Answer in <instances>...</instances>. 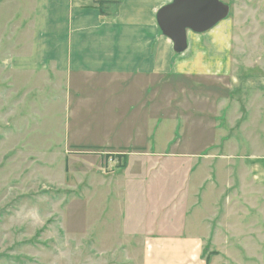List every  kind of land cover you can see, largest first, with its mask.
<instances>
[{
	"label": "rangeland",
	"instance_id": "1",
	"mask_svg": "<svg viewBox=\"0 0 264 264\" xmlns=\"http://www.w3.org/2000/svg\"><path fill=\"white\" fill-rule=\"evenodd\" d=\"M35 2L0 0V264H144L147 238L203 237L205 230L208 232L217 225L216 216H211L209 205L212 202L219 204L221 199L223 207L225 197L235 198L236 193L228 187L240 189L241 164L248 162L251 167V160H246L253 155L264 161V0H221L230 6V15L212 29L210 36L216 43L203 49L216 58L215 71L219 78L213 82L205 80L207 77L200 80L151 81L150 88L152 86L154 90L150 108L153 115L152 137L149 128H145L146 134L141 133L138 138L150 136L152 140L147 148H153V154L161 152L162 144L170 140L164 154L166 151L168 154L189 151L199 152L200 156L198 159H188L181 155H165L163 159L155 156L153 160L129 156L126 160L128 166L131 165L130 173L140 174L138 164L141 167L147 164L148 181L144 191L136 193L134 198L128 193L124 199L117 195L119 191L115 185L112 188L114 192H109V184L102 186V180L108 179L99 176L105 170L111 173L109 169L122 165L125 161L122 157H115L118 160L114 162L109 153L77 152L78 148H72L74 145L102 146H89L88 143L104 141L115 134L120 135L123 130L115 129L105 135L100 131L102 128L97 127V113L93 116L94 121L88 122L91 121L89 114L83 111L76 117H80L83 124L75 127L76 123L72 122V134L67 136L65 117L68 110L64 104V85L57 86L55 80L18 76L5 65V61L25 51L31 37ZM205 67L199 62L194 64L196 71L204 72ZM260 75L263 76L259 78ZM13 78L17 81H13ZM17 83L20 87L26 84L25 88L35 84L36 88L44 91L37 90L32 96H24L22 91L17 95L16 91L10 90L13 87L16 89ZM133 84H123L121 89L133 88ZM101 86L93 85V90H101ZM256 87L263 97H253L258 92L254 90ZM243 88L249 89L252 94L247 97L245 105L240 100L245 94ZM182 89L188 90L189 94L178 98L176 93H181ZM203 89L221 90L227 94L218 92L219 102L214 104V92L202 93L198 97L202 102L194 106L192 99L195 97L190 94ZM85 90L88 93L92 87L86 86ZM72 96L76 97L74 93ZM54 99V103H50ZM244 108L248 110L247 117L241 115ZM127 109L131 122L124 134L120 135L122 139H126L128 134L134 136L135 132L137 135L141 130L138 111L129 110L130 107ZM124 111H117L116 117H121ZM200 111L202 114L198 113ZM107 115L111 117L112 111ZM246 120L253 125L243 127ZM93 123H96L94 127H87ZM175 138H179V142L174 148L170 144ZM127 148L129 153L135 149L140 153L144 152L145 145L136 142V145ZM224 155H233L234 159H221ZM213 158L218 159L215 161ZM261 161L258 160V163ZM155 164H158V168ZM197 165L200 166L198 173H188V169L198 168ZM173 170L185 172V197L192 193L195 185L200 186L198 192L194 190L195 196L190 198L195 202L188 203L189 216L182 225L180 223L186 229L178 228V217L173 222L178 202L182 200V189L178 187V192L170 191L168 197L162 198L164 202L173 200L166 211L158 215V210L153 209L151 233L129 236L126 233L129 227L126 223L128 212L125 206L122 208V200L126 206L135 197L149 203L159 201L166 193H160L155 190L157 187L148 185L157 186L160 184L157 181L159 174L169 176ZM122 171L116 172H119L123 188H128ZM259 176L264 183V170ZM181 179L177 183L168 181L170 188L182 185ZM139 204L142 202L138 201ZM259 205L262 207L259 210L263 211V217H259L261 222L264 221V190L263 195L259 196ZM222 218L218 217L217 221ZM249 224L252 229L255 228L251 219ZM208 242V239L198 241L195 257L198 264H203L197 256ZM211 242L209 253L203 256L211 264H264V234H249L248 240L222 238L211 239ZM180 243L177 242L178 245ZM179 246L175 249L178 250ZM218 250L221 254L215 255L214 251L219 253ZM188 262L185 264H194L191 260Z\"/></svg>",
	"mask_w": 264,
	"mask_h": 264
},
{
	"label": "crops",
	"instance_id": "2",
	"mask_svg": "<svg viewBox=\"0 0 264 264\" xmlns=\"http://www.w3.org/2000/svg\"><path fill=\"white\" fill-rule=\"evenodd\" d=\"M172 1L36 0L31 25V37L25 46V51L23 54H18L16 57L5 61L6 67L18 76L28 79L55 80L57 86L64 85V99L66 98L64 104L66 103L68 110L65 117L67 136H71L72 134L71 131L74 127L72 122L76 123L75 127L83 124L80 117L76 119L83 111L89 114L91 121L88 122H93V116L97 113V122H99V124L96 122L97 127L102 128L100 131H103L105 135L110 134V131H114L115 129H122L123 131L122 133L120 132V135H123L125 129L128 128V124L131 122L128 119L127 108L130 107L129 110L134 109V111H138L137 118L141 119L140 122L142 123H140L141 126L139 128L141 130L138 131L137 135L135 132L134 136L128 134L126 139H122L120 135L115 134L114 136L105 138L104 141L98 140L88 143L89 146L93 144L102 146H72V148H78L76 149L77 152L83 150V152L109 153V156L112 155L111 157H113L114 162H117L118 159L115 158L117 156L125 160L122 165H118L119 167L117 169H109L111 173L107 172V170L103 171L102 169L103 174L99 175L108 179V181L101 179L102 186L109 184V192H114L112 188L115 185L119 191L117 195L121 199H124V197L127 198L128 193L130 197L134 198L133 196L136 193L145 190L148 181L146 174L147 164L142 165V167L141 164H138L141 168L139 170L141 173L137 175L131 174V165L128 166L129 162L126 160L129 159V156H140L148 160H153L155 156H160L163 159L165 155L169 157H178L181 155L182 157H188V159H198L200 156L199 152L189 151H177L180 154H176L175 152L168 154V151H166V154H164L165 147L171 142L170 140L162 144L163 150L158 154L152 153L153 148H147L149 142L152 140L150 136L153 131V115L150 108L152 107L154 90L152 86L150 88L151 81L154 79L161 80V82H167L173 79L200 80L207 77L208 79L205 80H212L211 82H213L220 77L215 71L216 58H213L212 55L210 56V51L203 50L207 45L210 46L216 43L210 36L212 30L205 34L189 32L188 50L179 56L173 49V43L162 34L157 22V14L163 7L171 4ZM202 55L204 56L200 58ZM198 62L206 66L204 72L195 70L194 64L196 65ZM206 68L209 71L206 72ZM211 69L212 71L210 72ZM262 76L260 75L258 77L261 78ZM250 78H244V80H249ZM12 80L14 81L16 78ZM133 82L136 84L134 85ZM130 83L133 84V88L121 89V85L124 84L125 86ZM93 85L103 86L100 87L101 90L99 88L93 90ZM25 86L26 84H23L20 87L19 83H17V88L15 89L13 87L10 90L16 91L17 95L24 91V96L35 95L37 90L44 91L36 88L37 86L35 84L30 88H25ZM86 86L92 87V90H89L88 93L85 90ZM60 90L62 89L60 88ZM254 90L258 91L259 89L256 87ZM205 92L215 93L214 95L216 97L212 99L214 104L219 102L218 92L224 93L221 90L217 91L215 89H203L198 93H191L190 95L195 97L192 99L194 106L202 102L198 97ZM244 92L245 94L240 99L242 100V104L244 103L243 105H245V101L248 99L247 97L252 95L249 93V89H244ZM73 93L76 97L72 96ZM124 94H126V100L123 97ZM188 94V90L185 89H182L181 93H176L178 98H183ZM262 95L258 91L256 92V96L253 94V97L260 98ZM78 96H80L79 99ZM54 101L55 99L50 100V103H54ZM112 101L114 102L112 103ZM123 103H125L124 106ZM182 107L185 108L184 105ZM121 109H125L124 113L121 117H116L117 111ZM111 111L112 116L109 117L107 113ZM113 113H115V117ZM198 113L200 114L201 111ZM243 114L247 117L248 110L246 111L245 108L242 109L241 115ZM96 123L87 127H94ZM247 124L253 125V123L246 120L243 122V127H247ZM145 128H149L151 132L149 133L150 136L147 135L145 138H138L141 136V133L146 134ZM178 128L181 127L178 126ZM178 139L175 138L170 146L175 148L179 142ZM136 142L145 145V148H143L144 152L138 153L135 149L129 153L127 147L136 145ZM83 148L90 150H84ZM199 159L201 160V158ZM213 159L216 161L218 158ZM221 159H234V156L224 155ZM239 159L244 160V157L240 158L239 156ZM260 159L253 155L246 160H251V167L248 162H245L244 165L241 164L240 189H230L231 186L230 188L228 187L229 190L236 193L234 199L225 197L223 207H221V199L218 201L219 204L212 202L211 206L209 205L211 210L210 214L212 217L216 216L215 223L217 225L210 228L208 232L205 230L203 237H187L183 235L178 237L156 236L147 238L144 251V264H185V262L189 263V260L193 261L194 264H198L195 261L199 245L198 241L204 239H208L209 242L197 258L199 260L201 259L203 264H211L209 259L205 260L203 258L204 254L209 253V250L206 252V249H211V239L217 240L224 238L225 240H231L239 238L248 240L249 234L258 232L263 235L264 228L262 225L264 221L260 222L259 220L260 216L263 217V211L259 210L262 208L259 205V196L263 195L264 183L261 182L259 175L263 174L264 161ZM258 160L261 163H258ZM198 165V168H194L193 170L188 169V173H198L199 170L197 169L200 168ZM155 167L158 168V164H155ZM121 169L123 170L121 174H123L125 183L129 185L128 188H123L124 185L122 186V181L118 177L119 172H116ZM188 175L190 178L191 175ZM180 179L183 181L182 185H176L170 188L168 181L177 183ZM205 179L207 180V178ZM158 180L160 184L157 186H148L157 187L158 189H155L156 191L166 193L165 196L162 195L160 197L159 201L149 203L147 202L148 200H139L140 198L135 197L134 200L129 199V203H131L126 206L125 201L122 200V208L125 206L128 212L126 214V223L129 224V227L126 233L129 236L138 233H151L150 231L153 229L152 220L155 213L153 209L156 208L158 210V215L166 211L170 203L173 204V200L171 202H164L162 198L168 197L167 194L170 191L172 193L175 191L178 192V187L182 189L180 191L182 200L178 202L179 206L178 210L174 212L173 222L178 217V228H182V223L189 216L188 206L190 203L195 202V199L190 201V198L195 196L200 186L195 185V193H193V190L192 193H189L185 197L186 190L183 188L186 181L184 171L173 170L169 176L165 177L159 174ZM260 190H262V193ZM184 200L187 204H185ZM138 201H141L142 204L138 205ZM139 210L140 214H138ZM220 216L223 217L222 220L217 221V218ZM249 219L254 221L252 225H255V228L252 229L249 226ZM214 228L215 231H213ZM207 234L208 237H206ZM178 241L182 242L179 244L180 246L177 244ZM177 246L180 247L178 250L175 249ZM215 253L217 255L221 254L220 251L219 253L214 251ZM172 256L174 257L172 258Z\"/></svg>",
	"mask_w": 264,
	"mask_h": 264
},
{
	"label": "water",
	"instance_id": "3",
	"mask_svg": "<svg viewBox=\"0 0 264 264\" xmlns=\"http://www.w3.org/2000/svg\"><path fill=\"white\" fill-rule=\"evenodd\" d=\"M230 6L221 0H173L157 14L162 34L173 43L177 55L189 47L188 33L205 34L228 19Z\"/></svg>",
	"mask_w": 264,
	"mask_h": 264
},
{
	"label": "trees",
	"instance_id": "4",
	"mask_svg": "<svg viewBox=\"0 0 264 264\" xmlns=\"http://www.w3.org/2000/svg\"><path fill=\"white\" fill-rule=\"evenodd\" d=\"M81 151H83V150H81ZM209 249H206V252L208 251ZM216 254V253H215Z\"/></svg>",
	"mask_w": 264,
	"mask_h": 264
}]
</instances>
